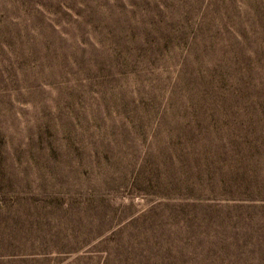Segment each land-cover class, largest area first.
<instances>
[{
    "label": "rangeland",
    "instance_id": "rangeland-1",
    "mask_svg": "<svg viewBox=\"0 0 264 264\" xmlns=\"http://www.w3.org/2000/svg\"><path fill=\"white\" fill-rule=\"evenodd\" d=\"M0 264H264V0H0Z\"/></svg>",
    "mask_w": 264,
    "mask_h": 264
}]
</instances>
